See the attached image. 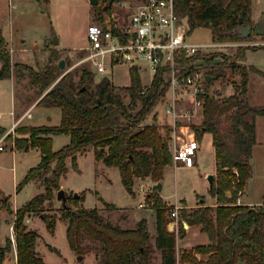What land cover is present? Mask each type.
I'll return each instance as SVG.
<instances>
[{
    "label": "trees",
    "instance_id": "16d2710c",
    "mask_svg": "<svg viewBox=\"0 0 264 264\" xmlns=\"http://www.w3.org/2000/svg\"><path fill=\"white\" fill-rule=\"evenodd\" d=\"M110 1L102 5L106 6L105 9L101 6L98 19L106 18ZM174 3L177 14L187 23L188 35L197 27H209L212 41L222 42L223 38H228L225 41L234 42L245 39L233 32L238 26L250 25L253 33L252 0H174ZM249 36L250 33L246 38ZM260 47L264 44L255 49ZM237 49H243L238 59H244L247 48L237 46ZM55 54L54 49L50 56ZM231 55L214 51L186 57L182 55L178 61L188 71L191 62L198 57L210 64L215 57L221 56V61L206 66L207 73L217 79L225 76L226 66L242 68L234 64L235 56ZM0 63V79L9 78L11 56L1 27ZM13 68L27 70L38 94H43L38 104L58 107L61 112L57 125L17 127L13 134L5 136L8 141H13V147L18 151L38 148L41 152L40 162L28 169L16 190L36 180L42 182L44 191L15 210L12 230L16 243V264H46L35 248L39 234L27 228L24 219L28 214L38 212L45 201L53 199L54 191L60 188L61 177L66 174L67 157L71 158L72 167L77 169V153L93 149L97 162L118 168L122 184L130 194L133 193L135 179H161L164 168L172 164L171 127L167 123H159L156 113L148 121L154 106L165 95L168 82L160 72H156L150 84L144 86L134 68H130V83L121 87H116L106 76L94 82V74L88 67L81 68L78 81L74 80L70 70L58 78V64L54 65L51 61L42 71L22 63H15ZM247 69L264 75L253 66L242 68L241 81L232 94L224 98L205 95L202 121L192 125L198 140L205 132L212 135L216 176L209 191L216 205L201 202L189 210L180 209L186 223L200 226V231L208 237V243L183 251L181 258L186 264H238L239 261L242 264H264V194L261 204L237 203L252 175L255 119L264 115V104L250 105L246 97ZM211 82H206L207 88ZM83 86L85 89L81 90ZM4 132V127L0 125V137ZM57 134L68 135L69 142L53 150L52 136ZM145 199L151 202L155 211V246L161 251L160 264H177L176 233L167 229V224L173 219L167 216L171 211L167 210L158 195L147 194ZM61 210L60 218L67 223L65 235L69 248L79 255L82 256L79 239L83 233L102 245L103 264H133L135 254L145 256L147 253L145 246L149 233L145 218L139 219L134 228L124 229L102 221L95 208L62 206ZM39 214L46 229L53 234L56 215L42 211ZM11 245L10 238H6L5 246L0 247V264L8 257ZM49 249L58 252L52 246ZM198 255L207 257L201 259Z\"/></svg>",
    "mask_w": 264,
    "mask_h": 264
},
{
    "label": "rangeland",
    "instance_id": "374dc122",
    "mask_svg": "<svg viewBox=\"0 0 264 264\" xmlns=\"http://www.w3.org/2000/svg\"><path fill=\"white\" fill-rule=\"evenodd\" d=\"M112 1L110 11H117L123 16L128 14L139 0ZM108 2L109 0H98V3L93 5L90 4L89 0H0V25L7 36L11 33L15 39L14 45L17 50L13 53V59L25 62L37 71L44 70L50 61L57 65L63 59L65 66L64 68L58 67V72H60L58 78L70 70L74 74V80L78 81L81 68L87 67L86 63H80L84 56L83 48L88 44L87 27L97 22L101 6ZM251 7L254 29L259 32L264 40V0H252ZM54 35L59 39L58 44L53 42ZM254 35V31L252 34L250 31L248 38L234 42L238 44L237 46L247 48L245 50V62L253 64L264 72V47L255 49L261 44L258 43L259 40ZM223 39L221 43H225V45L217 46L213 51L234 54V64L245 69L248 68L242 62L244 59H238L243 49L238 50L237 46L231 47L230 41H225L228 38ZM187 40L197 44L210 43L212 42L211 30L209 27H197L191 31ZM54 49L56 54L51 57L50 53ZM221 60V56H218L213 59V62ZM227 63L229 64V62ZM242 68L224 67L225 76L212 79L209 84L210 95L224 98L232 94L236 85L241 81L240 70ZM18 69L21 74L28 76L27 81L21 80L22 78L19 80L20 85L27 92L31 87L32 79L27 70ZM206 70L204 68V71ZM129 72L130 67L127 63L118 62L109 67L107 76L116 87H121L130 83ZM138 73L143 84L150 83L152 73L144 66ZM100 78L99 75L94 74V82ZM248 99L253 105L264 104V76L257 73L251 74ZM155 113L159 123L168 122L162 104L158 103L154 106L148 116V121ZM32 116L31 119L25 120L30 125L22 124L19 127L57 125L60 122L61 112L57 107L34 105ZM202 117L200 115L195 118L194 125L201 123ZM198 138L201 140L202 136ZM68 141L69 136L66 134L54 135L52 149L58 150ZM6 142L8 139H5L3 144L5 145ZM6 149L8 148L6 147ZM196 158L198 164L195 163L191 168L172 160V164L164 168L161 179L157 180L150 177L135 179L132 186L133 193L130 194L122 184L118 168L108 167L100 161L97 162L94 158L93 149H90L87 152L77 153V169L72 167L71 158H66L67 171L65 176L60 179V188H63L65 194L68 195L67 203L70 206L95 208L104 222L130 229L136 226L139 219H146L149 233L145 246L147 253L145 256L135 254L133 264L161 263V251L155 246V211L151 202L146 201L145 196L147 194L160 196L169 212L178 206L177 217H172L173 219L167 224V229L176 233V263L186 264L181 258L183 251H189L198 244L208 243L207 234L200 231V226L188 225L180 214L181 208L189 210L199 206L201 202L204 205H206L205 202L208 205L215 202L210 194V184L207 179V175L212 174L215 168L208 138H204ZM40 160L41 153L38 149L20 151L17 154H13L11 151H0V198L3 197L0 199V247L5 246L6 238H10L12 244L11 250L7 254L8 257L3 264H13L11 259L16 250L15 238L14 240L11 239V234L14 237L13 230L10 228L11 226L9 227L15 212L13 207L22 206L34 195L44 191L41 181H36L37 187L32 181H29L16 193L12 182L13 177H17L19 182L25 172L37 165ZM11 166H14V173L10 168ZM213 175L215 178L216 173ZM158 182L161 183L160 189L157 186ZM262 185L263 180L257 176L251 187L250 194L253 199L259 198ZM56 192L54 191L53 199L45 201L38 212L28 214L24 219L27 228L34 229L39 234L35 246L37 253L46 264H103L102 245L92 240L85 233L79 239L82 248L80 259H77L79 254L69 248L65 235L66 221L64 222L60 218L62 204L56 199ZM75 192L79 194L78 198L81 196L80 200L74 199L73 193ZM40 211L56 215L53 234L46 229L45 223L40 217ZM167 216L171 218L170 214ZM49 246L54 247L58 252L51 251ZM198 257L205 259L207 256L198 255ZM238 264H242V262L239 261Z\"/></svg>",
    "mask_w": 264,
    "mask_h": 264
},
{
    "label": "built area",
    "instance_id": "2783aa9c",
    "mask_svg": "<svg viewBox=\"0 0 264 264\" xmlns=\"http://www.w3.org/2000/svg\"><path fill=\"white\" fill-rule=\"evenodd\" d=\"M187 30L185 19L177 14L174 0H139L128 14L122 16L109 10L105 19L97 18L96 23L87 27L88 44L83 48L80 63H86L92 73L100 77H108L109 67L118 62L127 63L137 72L144 66L152 73L151 80L160 72L168 82L160 104L171 127L172 160L193 167L200 143L192 125L194 119L202 115L205 95H210L206 84L208 73L204 68L213 62L208 64L198 57L185 71L178 58L214 52L215 47L225 43H191L187 40ZM15 126L16 122L11 127L12 133ZM9 144L13 149V141ZM3 150L6 145L0 141V151ZM177 210L175 206L170 216L177 217ZM11 239L14 240L12 234Z\"/></svg>",
    "mask_w": 264,
    "mask_h": 264
},
{
    "label": "crops",
    "instance_id": "0c3cea01",
    "mask_svg": "<svg viewBox=\"0 0 264 264\" xmlns=\"http://www.w3.org/2000/svg\"><path fill=\"white\" fill-rule=\"evenodd\" d=\"M251 18H252V14H251ZM0 27H1V25H0ZM1 31H2V35L4 37V40H5V44H6L7 48L10 50L11 64H12L10 77L0 79V125L2 127H4V129H5L4 134L0 137V141L2 143H4L5 142V136L7 134H13L12 130H11L13 123L16 122V126L14 127V129L19 127L22 124L30 125L25 120L31 119L33 117L32 116V107L34 105H36V106L40 105V104H38V101L40 100V98L42 97L43 94L39 95L38 92H36L37 87L33 83H31V87L29 90H27V92L25 91L26 89L20 85V81H19L20 78H22L21 80L27 81L28 76L25 74H21L19 72L18 68L17 69L13 68V65L15 63H24V64H27V63L15 61L13 59V53L17 50L15 48V45H14L15 44L14 36L11 33L9 34V36H7L3 27H1ZM253 31L255 33V35H254L255 38L259 40L258 43L264 44V40H263L262 36L259 34V32H257L254 29V24H253ZM22 41H24V39H22ZM229 45H231V47H232V46H237L238 44L235 42H230ZM242 62L247 67L253 66L254 68H256L253 64L246 63L245 58H244V60H242ZM27 65H29V64H27ZM0 67H1V63H0ZM256 69L259 70L260 72L264 73L262 70H260L258 68H256ZM247 71H248V80H247V85H246L247 86L246 97L248 99L249 80H250L251 74L252 73H257L260 75H262V74L259 72L251 71L249 69H247ZM262 76H264V75H262ZM248 101H249V99H248ZM250 105H253V104L250 103ZM41 106L50 107V106H45V105H41ZM28 113L30 114V116H27ZM255 126H256V137H255L256 142H255L253 149H252V158H251L252 175L247 182L246 189H245L244 193L241 194L237 199L238 204H247V205L261 204L262 203V196L264 194V115L256 117ZM14 129H13V131H14ZM53 136H52V139H53ZM205 137L208 138V144L211 147V150L213 153V164L215 167V157H214V147L212 145V135L208 132H205L202 135V139L198 140V141H199L200 146H201L203 144V140ZM5 145H7L6 147L8 149L3 150V151H11L13 154L14 153L17 154V152H20V151L16 150L14 147H13V149L10 148L9 141L6 142ZM31 149H38V148H31ZM196 164H198L197 158H196ZM175 165H177V164H175ZM10 168L12 169V171L14 173V166H11ZM26 173L27 172H25V174ZM215 173H216V168H214V170L212 171V174H215ZM25 174L23 175V177L25 176ZM257 176H259V178H261L263 180V185H262V189H261L260 194H259V198L253 199L251 194H250L251 193V187L253 186L254 181H255ZM31 181L37 187L36 180H31ZM12 182H13V185L15 186V191L17 193L18 190H16V187L19 183L17 181V177H13ZM2 198H0V199H2ZM215 202H216V200H215ZM215 202L211 203L209 205L215 206L216 205ZM205 204L208 205L206 202H205ZM196 205H194V206H196ZM17 208H18V206L13 207L14 211ZM14 218L15 217L13 215V217L10 221V225H9V227L11 226L10 228H12V223H13ZM65 226H66V223H65ZM11 260H12L13 264H16V250H15L14 256L12 257Z\"/></svg>",
    "mask_w": 264,
    "mask_h": 264
},
{
    "label": "water",
    "instance_id": "95a60500",
    "mask_svg": "<svg viewBox=\"0 0 264 264\" xmlns=\"http://www.w3.org/2000/svg\"><path fill=\"white\" fill-rule=\"evenodd\" d=\"M90 4H97L98 3V0H89ZM112 2V0L110 1V3ZM106 7V6H105ZM105 7L103 9H105ZM233 32L234 33H237L239 34L242 38H246L248 36V34L250 33V25H242V26H238L236 28L233 29ZM53 42L54 44H58L59 43V39L56 35L53 36ZM65 66V62L63 59H61L59 62H58V67L59 68H64ZM206 79L208 81H211L213 78L211 75L207 74L206 75ZM85 89V86H83L81 88V90H84ZM148 123V122H147ZM207 179H208V182L209 184H211L213 181H214V175L213 174H208L207 175ZM157 186L158 188L160 189L161 188V183L158 182L157 183ZM228 195V193H227ZM79 194L77 192L73 193V197H78ZM56 199L61 201V204L63 207H66V208H69L70 206L67 205V199H68V195L65 194V191L63 188H59L56 192ZM186 226H188L186 223H185ZM81 258V255H78L77 256V259H80Z\"/></svg>",
    "mask_w": 264,
    "mask_h": 264
},
{
    "label": "flooded vegetation",
    "instance_id": "af4514ba",
    "mask_svg": "<svg viewBox=\"0 0 264 264\" xmlns=\"http://www.w3.org/2000/svg\"><path fill=\"white\" fill-rule=\"evenodd\" d=\"M113 2V1H112ZM112 2H111V4H112ZM102 7H104V6H102Z\"/></svg>",
    "mask_w": 264,
    "mask_h": 264
}]
</instances>
